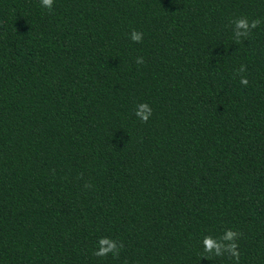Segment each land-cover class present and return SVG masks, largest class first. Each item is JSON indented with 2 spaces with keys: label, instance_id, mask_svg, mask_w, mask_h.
<instances>
[{
  "label": "trees",
  "instance_id": "obj_1",
  "mask_svg": "<svg viewBox=\"0 0 264 264\" xmlns=\"http://www.w3.org/2000/svg\"><path fill=\"white\" fill-rule=\"evenodd\" d=\"M0 264H264V0H0Z\"/></svg>",
  "mask_w": 264,
  "mask_h": 264
},
{
  "label": "clouds",
  "instance_id": "obj_2",
  "mask_svg": "<svg viewBox=\"0 0 264 264\" xmlns=\"http://www.w3.org/2000/svg\"><path fill=\"white\" fill-rule=\"evenodd\" d=\"M53 4L54 0H40L41 7L47 8L49 11L52 10ZM261 22L259 18L249 22L247 17H240L233 20V34L236 42L240 43L242 38H247L251 34V31L257 28ZM143 35V32L133 29L130 34V39L135 43H142ZM136 63L143 64L144 58L142 56L137 57ZM235 71L236 74H241L240 84L246 87L249 81L246 76L242 75L246 71V66L241 65ZM134 114L141 122L147 123L152 115V108L147 103H141L137 105ZM85 187H91V185L86 184ZM241 235L242 233L232 229H225L224 234L218 239L206 235L202 240L205 258H210L212 256L223 257L227 255L230 259H235L239 262L240 252L237 241ZM123 247L124 245L122 242H117L109 237H101L98 243V249L93 252V255L96 257H107L111 254L113 258H118Z\"/></svg>",
  "mask_w": 264,
  "mask_h": 264
}]
</instances>
